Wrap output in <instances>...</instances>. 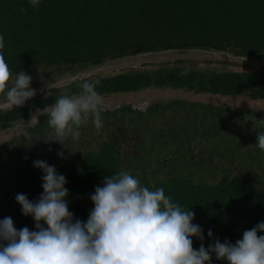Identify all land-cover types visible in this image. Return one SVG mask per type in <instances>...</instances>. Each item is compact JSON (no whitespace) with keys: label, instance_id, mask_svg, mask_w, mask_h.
<instances>
[{"label":"trees","instance_id":"16d2710c","mask_svg":"<svg viewBox=\"0 0 264 264\" xmlns=\"http://www.w3.org/2000/svg\"><path fill=\"white\" fill-rule=\"evenodd\" d=\"M0 35L12 72L43 69L36 76L38 82L109 60L167 51L228 53L264 61V0H41L38 8L28 0H0ZM85 79L62 86L76 93ZM88 80L99 81L102 96L170 89L246 99L259 107L233 109L178 99L144 111L125 105L103 113L109 122L119 113L122 121H114L108 139L88 150H20L0 160V220L11 217L18 230H36L33 217L22 214L15 196L39 199L44 173L33 161L44 160L66 177L69 210L84 222L94 208L90 195L95 187L122 170L149 190L163 188L173 202L194 211L193 223L204 230L205 247L214 239L235 244L245 230L264 222V150L256 144L257 134L264 133L263 66L242 65L241 70L226 72L160 68ZM62 86L50 88L48 95L38 93L23 107L0 109V130L29 121L33 113L54 104ZM132 112L139 115V122L134 124L130 117L125 124L124 117ZM174 138L178 145L162 158L161 148L154 145ZM164 157H169L167 163ZM192 240L198 250L201 241ZM212 264L228 262L213 255Z\"/></svg>","mask_w":264,"mask_h":264},{"label":"clouds","instance_id":"9594fccd","mask_svg":"<svg viewBox=\"0 0 264 264\" xmlns=\"http://www.w3.org/2000/svg\"><path fill=\"white\" fill-rule=\"evenodd\" d=\"M28 2L38 8L41 0ZM20 11L27 9L21 6ZM5 48L0 35V97L5 109L23 107L37 90L31 87L32 76L12 72ZM98 84L85 79L76 93L61 87L55 103L43 109L51 130L48 140L61 144L69 137L79 140L80 128L90 118L97 130L103 126ZM40 91L48 95L49 88ZM256 144L264 150V133L257 134ZM58 155L64 156L63 152ZM33 166L44 173L43 193L36 201L19 193L15 199L22 214L33 217L36 230H18L11 217L0 220V264H212L213 255L228 264H264V235H258L264 233V222L245 230L235 244L214 239L205 247L204 230L193 223L194 211L173 202L163 188L149 190L123 170L105 176L103 186L95 187L90 195L94 208L84 222L74 219L69 210L66 177L44 160L33 161ZM192 237L201 241L198 250ZM208 237H213L211 230Z\"/></svg>","mask_w":264,"mask_h":264},{"label":"rangeland","instance_id":"374dc122","mask_svg":"<svg viewBox=\"0 0 264 264\" xmlns=\"http://www.w3.org/2000/svg\"><path fill=\"white\" fill-rule=\"evenodd\" d=\"M242 65H249V66L254 65V66L264 67V61L248 60V59L236 57L228 53L207 52V51H167V52L150 53V54L139 55V56H130V57H126V58L119 59V60H109L103 63L99 67H95V68L89 67V68H86V70L82 72H78L75 74L73 73V74L61 75L55 78L54 80H45V81L38 82L36 76L43 69L42 70L38 69L37 71L30 70L26 73L32 76L33 79H35L31 87L36 89L37 91H40L41 89H46V86H48V88L50 89L53 87L66 85L69 82L78 80L79 79L78 77L84 74H94V75L96 74L93 77V79H96V78H102L106 76H112L120 72L144 71V70L152 71V70H156L160 68H174V67H182V68L190 69V70L226 72V71H232V70H241ZM109 96L110 95H108L107 97L105 96V98H103V104L105 106H120V107L123 105H133V106H144V105L155 106L157 105L158 106V104L162 105L164 103L167 105V103L171 100L183 99V100H188V101L206 102L210 105L215 104V106H218V107H232L233 109H239V108L242 109V107L257 109L259 107L258 103H254L246 99H241V98L221 99L213 95H209V96L202 95L203 96L202 97L199 95L198 96L192 95V93L174 91L170 89H147V90H142L136 93H129V94H126V93L111 94L112 97L110 98ZM5 103L6 102L3 100V98L0 97V109L5 107ZM158 108L159 107H157V109ZM157 109L152 110L153 114L155 113L157 114L158 112ZM180 109L181 108L178 107L177 110L179 111ZM42 113H44V111L37 112V114H34L31 117V120L32 121L38 120L39 117L42 116ZM134 117L135 119H137V116H134ZM180 119L183 125L187 124V122L184 119L182 118ZM91 121L89 119L88 124H86L84 127L86 131L91 132L93 135L95 133L94 132L95 126L92 123L93 121L92 122ZM177 121L178 120L176 118L175 119L176 124H178L179 122ZM31 124H32L31 121L30 122L23 121L22 123L13 125V127L9 130H0V145L9 142L10 140L14 138V136H18L24 128H29ZM174 126H171V128L172 127L174 128ZM33 130L35 132H39L38 128H33ZM82 131L86 133L84 131V128H82ZM176 132H178L177 129H176ZM85 138L83 137V135H81L79 140L73 141L75 142V145L73 146L75 148H80L82 142L83 143L87 142V139ZM178 139H179V136H178ZM95 143L96 141H93L92 145ZM177 145H178V141L176 138H174V140H171V141H166L164 139L163 141L157 142L154 146L156 148L157 147L161 148L160 155L163 158V156H166L167 153L172 152L170 150H172L173 147L175 148ZM168 158L169 157H164L163 161L167 163L169 161ZM217 159H215V162L219 161Z\"/></svg>","mask_w":264,"mask_h":264},{"label":"flooded vegetation","instance_id":"af4514ba","mask_svg":"<svg viewBox=\"0 0 264 264\" xmlns=\"http://www.w3.org/2000/svg\"><path fill=\"white\" fill-rule=\"evenodd\" d=\"M95 75L94 74H84V75H80L78 78L81 79V80L82 79H85V78L86 79H92ZM38 93H43V92L42 91H37V95L36 96L39 95ZM110 97H112V96L110 95L109 98ZM103 98H105V96H102V99ZM123 106H125V105H123ZM128 106H130L132 110L138 109L139 111H144L147 108L148 105H144V106L128 105ZM121 107L120 106H105L104 105V110L101 113V117L103 119L102 120L103 126L99 130H97L95 128V130H94L95 133L93 135H92L91 132H88V131L85 130V127L84 126L86 124L83 125V126H81V128H80V132L82 133L81 135H83V137L84 138L86 137L85 139H87V142L86 143L85 142L84 143L82 142L81 147H80L81 149L80 148H75L73 146V145H75V142H73L74 140L71 137H69L66 140H64V144H61V143H58V142H53L50 145L49 144L48 145L47 144L45 145V144L40 143V139H42L44 137V131L46 129H49V125L47 123V116L46 117H43V113H42V116L39 117V119H42V120H40V121H39V119L36 120V121L35 120L34 121L31 120V117L34 114H37V112L43 111V110H38L37 112L33 113L30 116L29 121H26V122H30L31 121V123H32L31 126H29V128H24L20 132V134L18 136H14V138L12 140H10L9 142H7L8 143L7 146H3L4 144H1L0 145L1 146V148H0V160L2 158L3 159H8L10 156L15 155L20 150L22 152H25L26 151V153H31L33 150H37V149H39L40 152H42V150H45L46 151V150H50L51 149V153L53 152V150H54V152H57V151H63L64 152V150H65V151H68L69 153H76V152H79V151L84 150V149L88 150L89 147H94L95 146V145H92V142L93 141H96L97 144H101L103 141H105V140L108 139L109 133L111 131H113V129L115 127V126L113 127L114 121L116 123H118V121H122V117H120V114L119 113L116 115V120H113L112 121V119H110V122L102 114L103 113H106V112H113L116 109H120ZM3 108H5V107H3ZM126 115L127 116H125L124 119H123V122L125 124H126L127 121H130V119H131L130 117H132V120H134V124L135 123L137 124L139 122V120H138L139 119V115L138 114H134L132 112V113H129V115L128 114H126ZM134 116H137V119H135ZM90 121H91V118H90ZM12 127H10L9 129H11ZM33 128H38L39 129V132H35L33 130ZM82 128H84V131L86 133H84L82 131ZM103 128H104V130H103ZM9 129H7V130H9ZM102 130H103V132H102ZM50 131L51 130L49 129V132ZM86 146H87V148H86Z\"/></svg>","mask_w":264,"mask_h":264},{"label":"water","instance_id":"95a60500","mask_svg":"<svg viewBox=\"0 0 264 264\" xmlns=\"http://www.w3.org/2000/svg\"><path fill=\"white\" fill-rule=\"evenodd\" d=\"M48 134H50V132H49V129H46L45 131H44V137L42 138V139H40V143H42V144H52L54 141H50V140H48L47 139V135ZM28 137V136H27Z\"/></svg>","mask_w":264,"mask_h":264}]
</instances>
